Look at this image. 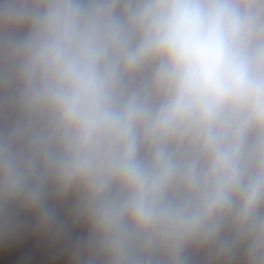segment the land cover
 <instances>
[{"label":"clouds","instance_id":"1","mask_svg":"<svg viewBox=\"0 0 264 264\" xmlns=\"http://www.w3.org/2000/svg\"><path fill=\"white\" fill-rule=\"evenodd\" d=\"M264 264V0H0V264Z\"/></svg>","mask_w":264,"mask_h":264},{"label":"crops","instance_id":"2","mask_svg":"<svg viewBox=\"0 0 264 264\" xmlns=\"http://www.w3.org/2000/svg\"><path fill=\"white\" fill-rule=\"evenodd\" d=\"M19 264H35V258L31 251L24 253L21 257Z\"/></svg>","mask_w":264,"mask_h":264}]
</instances>
